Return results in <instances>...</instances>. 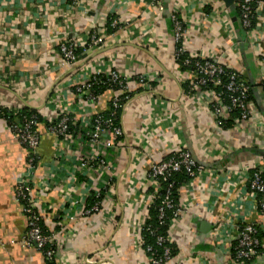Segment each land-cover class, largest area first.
<instances>
[{
    "label": "crops",
    "instance_id": "obj_1",
    "mask_svg": "<svg viewBox=\"0 0 264 264\" xmlns=\"http://www.w3.org/2000/svg\"><path fill=\"white\" fill-rule=\"evenodd\" d=\"M174 11L188 27L187 53L217 59L245 75L264 120V90L258 85L264 40L258 48L237 20L236 6L226 0H0V106L28 107L43 118L34 181L37 191L52 167L43 200L48 227L56 233L55 264H150L136 232L151 208L148 170L179 146L203 162V172L178 188L183 211L169 229L177 249L169 264H229V246L237 243L241 224L258 223L264 230V216L248 188L252 168L264 160V122L243 130L219 128L206 97L189 93L190 76L179 74L175 58ZM259 14L255 29L264 35V6ZM114 19L121 25L112 32L107 26L111 21L114 27ZM96 31L107 35L105 43L86 51L84 64L68 72L60 65L59 45L65 40L82 45ZM81 70H116L134 80L120 115L125 144L113 152L112 176L76 170L80 151L47 132L48 120L63 106L77 118L108 109L110 91L92 108L81 107L70 84ZM141 73L161 77L141 88L136 80ZM28 158L29 150L13 139L0 114V264H48L34 244L21 243L27 220L15 194ZM93 188L103 194L101 210L83 216L79 207L75 220L64 219L71 199L89 205ZM262 242L264 248V236ZM248 264H264V249Z\"/></svg>",
    "mask_w": 264,
    "mask_h": 264
},
{
    "label": "built area",
    "instance_id": "obj_2",
    "mask_svg": "<svg viewBox=\"0 0 264 264\" xmlns=\"http://www.w3.org/2000/svg\"><path fill=\"white\" fill-rule=\"evenodd\" d=\"M236 10L240 18V23L250 39H253L258 48L264 40V35L260 34L255 28L261 6H264L263 0H235ZM170 19L175 29V58L187 52L185 48V37L188 32L187 24L177 12H172ZM114 26L121 25L118 19H114ZM104 33L100 31L93 32L87 40L81 45L78 41L65 40L58 48L60 65L67 69L68 72L74 70L78 65L82 66L84 57L81 58L77 52L78 47H84V53L101 47L106 40ZM86 57V56H85ZM178 62V61H177ZM179 64V74H189V93L198 92L206 97V103L211 107L214 116L215 125L219 128H226L225 121L232 119V128L235 130L245 129L254 125V122L264 120L260 118L259 109L250 99V86L245 75L237 72L235 69L223 65L219 60L204 57L199 54H191L181 65ZM185 67V69H182ZM226 69H230L227 72ZM99 75L106 78L102 83L113 82L117 85L116 89L109 90L112 97L108 103L106 111L82 112L80 118L70 111V108L63 106L59 109L56 116L50 118L47 122V132L54 135L63 143L70 147L76 146L80 151L78 155L79 163L76 170H102L112 176L115 168L111 160L113 152L124 146L125 131L123 126L118 122L115 123L116 112L122 109L127 97L122 100L121 96L127 94L131 87L133 79L123 77L118 71L110 70L107 73L95 72L89 74L83 73V70L76 72L72 77L71 89L75 87L73 93L77 95L78 102L82 108H92L99 97L103 94H97L93 91L94 82L101 81ZM160 74L141 73L137 77L141 88H150L154 81H158ZM96 79V80H95ZM264 83V77L262 78ZM211 84V85H210ZM224 87L230 94V102H226L222 91L217 90ZM71 89H69L71 91ZM3 108L12 111L14 118L6 120L8 129L13 139L23 144L29 150L28 166L26 170L17 178L16 199L22 206V211L27 220V229L21 240L24 246L34 244L38 250L48 259L53 260L57 253L56 233L48 227L49 217L48 208L44 205V196H48L51 189L52 167L43 177L42 182H38L39 189L35 191L36 183L34 181V172L37 168V150L40 145L41 136L37 116L23 118L22 108L15 106H4ZM233 110L240 112L239 116L233 117ZM109 111V113H106ZM109 114L110 116H107ZM21 119V120H20ZM43 119V118H42ZM79 125V132H71L70 125ZM229 128V127H228ZM60 157V155H58ZM196 156L185 147L179 146L172 154L167 157L152 162L148 170V179L153 190L149 194L150 206L160 200L158 206V219L161 224L172 225L173 221L181 216L183 207L175 203L173 199L174 176L178 173H185L191 179L197 178L203 172V162L196 159ZM202 162V163H201ZM249 178L248 188L250 197L253 199L256 207L264 216V197L259 198L264 193V160L256 164ZM76 178L75 172L71 173V179ZM166 184V187L164 186ZM96 187V186H95ZM97 188L91 189L88 196L95 194L99 197L101 194ZM96 190V191H95ZM179 191V189H177ZM64 219L73 221L76 214L82 211L83 216H87L101 210V200L96 201L88 206L80 200H70ZM173 211V216L168 215V211ZM81 215V214H80ZM262 225L253 222H244L239 226V235L237 244L229 246L228 253L231 257L229 264H248L260 256L259 248L263 247L262 239L258 236V228ZM148 231L156 239V244L164 250L162 255H158L157 250L148 244L144 237L143 231ZM223 231V226H216L217 234ZM137 243L145 251L150 264H169L174 258L172 245L173 242L168 235L159 234L151 226L145 223L137 224ZM170 244V245H169ZM91 263L97 260L89 259ZM106 263L111 261L105 260ZM183 263V261H181Z\"/></svg>",
    "mask_w": 264,
    "mask_h": 264
},
{
    "label": "trees",
    "instance_id": "obj_3",
    "mask_svg": "<svg viewBox=\"0 0 264 264\" xmlns=\"http://www.w3.org/2000/svg\"><path fill=\"white\" fill-rule=\"evenodd\" d=\"M237 15H238V11H237ZM112 20V19H111ZM241 24V23H240ZM254 24H256V22L254 23ZM242 26V25H241ZM108 29L110 30V31H112V32H114L115 30H117V27L118 26H111V21H108ZM243 28V27H242ZM244 29V28H243ZM245 31V30H244ZM245 34V33H244ZM84 47H78L77 48V52H78V54L80 55V57L81 58H83V57H85L86 56V54L83 52L84 51ZM188 56H189V54L187 53V52H185V53H183V54H181V55H179L178 56V59H177V61H178V63H180L181 65L183 64V62H184V60L186 59V58H188ZM78 69V68H77ZM182 69H185V67H183ZM74 70H76V69H74ZM226 71L227 72H230V69H226ZM74 74V73H73ZM105 76L104 75H99L98 76V79L101 81V83H97V82H94L93 83V85H92V88H93V91H95V93H97V94H101V93H104V92H106V91H109V90H111V89H116L117 88V85L116 84H114L113 82H106V83H102L104 80H105ZM96 80V79H95ZM248 84H249V86H250V99L254 102L255 100H254V95H253V88H254V85H253V83L250 81V80H248ZM152 85H155V83L154 84H152ZM211 85V84H210ZM258 85H260L262 88H263V90H264V83L262 82L261 84H258ZM188 89V88H187ZM73 90H75V87H73ZM217 90H219V91H222L223 92V95H224V97H225V100H226V102H230V99H229V93L226 91V89H224V87H219V88H217ZM126 97H128L127 96V94H123L122 96H121V98H122V100H124ZM77 98V97H76ZM21 113H22V116H23V118H29V117H31V116H33V115H35V116H37V118H38V120L39 121H42V116L40 115V113L38 112V111H36L35 109H29L28 107H24V108H22L21 109ZM234 112H233V117H236V116H239V114H240V112L238 111V110H233ZM121 112H122V109L121 108H119L118 110H117V112H116V116H115V123L117 124L118 122H120V115H121ZM106 113H109V111H107ZM0 114H1V116L2 117H4V119H6V120H12L15 116H14V114L12 113V111H9L8 109H6V108H3V107H1L0 106ZM107 116H110L109 114H106ZM21 120V119H20ZM232 123H233V120L232 119H229V120H226L225 121V127L227 128V127H230L231 125H232ZM70 131L71 132H74V133H76V132H79L80 131V128H79V125H70ZM255 172V170H252V172ZM262 175H263V177H264V174L262 173ZM189 177H188V175L187 174H185V173H178V174H176L175 176H174V181H175V184H174V189H173V199H174V202L175 203H179V199H178V191H177V189L179 188V186H180V184L185 180V179H188ZM164 186L166 187V184H164ZM261 195H263V196H259V198H262V197H264V193H262ZM100 197H96L95 196V194H93L92 196H91V198L89 199V201H88V206H90V205H92L93 203H95L96 201H98V200H100L101 198H102V196H103V194H100L99 195ZM159 203H160V200H158V201H156L155 202V204H153V205H151V208H150V210H149V218L146 220V222H145V225L146 226H151L152 228H154L159 234H161V235H168V232H169V229H170V226H169V224H161L160 222H159V219H158V206H159ZM168 215L170 216V217H172L173 216V211L172 210H169L168 211ZM143 234H144V237L146 238V240H147V242H148V244H150V245H152L153 247H155V249L157 250V253L156 254H158V255H162V253H163V248L161 247V246H158L157 244H156V239H155V237L153 236V235H151L148 231H143ZM258 236H259V238H263V236H264V230H261V228H258ZM237 244V243H236ZM235 244V245H236ZM170 245V244H169ZM170 246H172V250H173V256H175L176 255V246L174 245V244H172V245H170ZM259 248V251H263V249L264 248H260V247H258ZM251 262V261H250ZM48 264H55V262H54V259L53 260H48Z\"/></svg>",
    "mask_w": 264,
    "mask_h": 264
},
{
    "label": "water",
    "instance_id": "obj_4",
    "mask_svg": "<svg viewBox=\"0 0 264 264\" xmlns=\"http://www.w3.org/2000/svg\"><path fill=\"white\" fill-rule=\"evenodd\" d=\"M226 1L229 2V3H232L233 6L235 7V0H226ZM237 20L240 22V18H239V16H238ZM77 68H79V66H76L74 69H77ZM195 158L197 159V157H195ZM201 163H202V162H201Z\"/></svg>",
    "mask_w": 264,
    "mask_h": 264
}]
</instances>
